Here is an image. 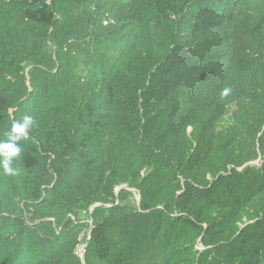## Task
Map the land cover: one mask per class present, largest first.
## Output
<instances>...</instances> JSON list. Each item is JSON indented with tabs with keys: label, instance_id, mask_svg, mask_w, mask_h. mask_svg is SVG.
<instances>
[{
	"label": "trees",
	"instance_id": "trees-1",
	"mask_svg": "<svg viewBox=\"0 0 264 264\" xmlns=\"http://www.w3.org/2000/svg\"><path fill=\"white\" fill-rule=\"evenodd\" d=\"M25 115L0 264H264V0H0Z\"/></svg>",
	"mask_w": 264,
	"mask_h": 264
},
{
	"label": "clouds",
	"instance_id": "clouds-1",
	"mask_svg": "<svg viewBox=\"0 0 264 264\" xmlns=\"http://www.w3.org/2000/svg\"><path fill=\"white\" fill-rule=\"evenodd\" d=\"M231 89L226 87L221 95L228 96ZM34 118L25 115L19 121H14L10 130L6 133L7 139L0 141V169L4 175L15 177L20 174V169L14 166V158L22 152L21 141L29 138V131L34 126Z\"/></svg>",
	"mask_w": 264,
	"mask_h": 264
},
{
	"label": "built area",
	"instance_id": "built-area-1",
	"mask_svg": "<svg viewBox=\"0 0 264 264\" xmlns=\"http://www.w3.org/2000/svg\"><path fill=\"white\" fill-rule=\"evenodd\" d=\"M84 249H85V245H83V248L81 250L79 248V255L81 256V258H83Z\"/></svg>",
	"mask_w": 264,
	"mask_h": 264
},
{
	"label": "rangeland",
	"instance_id": "rangeland-1",
	"mask_svg": "<svg viewBox=\"0 0 264 264\" xmlns=\"http://www.w3.org/2000/svg\"><path fill=\"white\" fill-rule=\"evenodd\" d=\"M139 198V196H138ZM82 217L87 218L88 215L85 212H82ZM83 248V244L80 246V250Z\"/></svg>",
	"mask_w": 264,
	"mask_h": 264
},
{
	"label": "water",
	"instance_id": "water-1",
	"mask_svg": "<svg viewBox=\"0 0 264 264\" xmlns=\"http://www.w3.org/2000/svg\"><path fill=\"white\" fill-rule=\"evenodd\" d=\"M84 251H85V249H84ZM84 255V254H83Z\"/></svg>",
	"mask_w": 264,
	"mask_h": 264
}]
</instances>
